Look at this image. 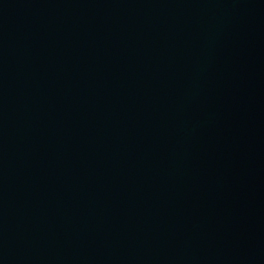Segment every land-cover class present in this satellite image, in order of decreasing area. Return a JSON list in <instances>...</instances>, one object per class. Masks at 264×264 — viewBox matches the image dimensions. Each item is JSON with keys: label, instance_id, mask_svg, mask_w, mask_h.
<instances>
[{"label": "water", "instance_id": "obj_1", "mask_svg": "<svg viewBox=\"0 0 264 264\" xmlns=\"http://www.w3.org/2000/svg\"><path fill=\"white\" fill-rule=\"evenodd\" d=\"M0 264H264V0H0Z\"/></svg>", "mask_w": 264, "mask_h": 264}]
</instances>
